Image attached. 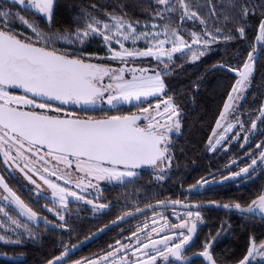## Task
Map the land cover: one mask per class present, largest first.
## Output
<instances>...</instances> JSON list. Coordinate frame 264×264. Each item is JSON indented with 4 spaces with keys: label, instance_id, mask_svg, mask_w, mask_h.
Masks as SVG:
<instances>
[{
    "label": "snow or ice",
    "instance_id": "6c2138e0",
    "mask_svg": "<svg viewBox=\"0 0 264 264\" xmlns=\"http://www.w3.org/2000/svg\"><path fill=\"white\" fill-rule=\"evenodd\" d=\"M13 2L19 5L25 4V0H13ZM156 2L164 7L154 13L153 19H163L164 12H174L177 8L182 9L181 21L198 18V13L191 10L186 0H176L175 4H172L171 0H156ZM27 3L38 13L45 15L49 22L51 21L55 0H27ZM227 4L230 8L236 7L234 0H227ZM90 7L95 8L96 6L91 5ZM257 7L258 5L245 0L240 5V18L247 19L249 15H254ZM209 11L212 16L216 15L215 7L210 8ZM12 15L10 9L0 4V156L7 169L18 170L37 188L40 185L29 173L38 176L52 190V196L56 198L55 202L66 208L69 197L88 204H93V201L87 200L85 195L64 185L75 183V187L85 193L88 189L99 190L98 184L93 181H123L125 177L136 176L135 170L141 166H157L165 160H170L169 137L166 133L172 131L173 128L179 131V121L177 119L171 124L161 125L157 118L166 116L167 120L171 121L174 116H178V110L171 97L163 101V112L160 111V103L155 105V115L151 114L150 106L140 109L139 114L112 115L100 119L90 116L80 118L73 114H66L64 106L95 107L97 104L106 103L115 108L121 103L139 102L142 98L162 94L165 89L162 76L170 70L163 58L166 57L171 61L174 53L182 52L184 48L189 50L192 48V45H189L183 36L179 35L177 27H172L169 23L163 26V32H137L136 25H139V21L134 23L114 12H104L106 19H101L92 13L81 12L84 18L83 26H78L71 31L46 33L31 22L23 21L21 17L20 19L34 33V37H29L13 31L9 26ZM261 15L264 16V12ZM229 19L225 16V21ZM200 23L205 24L206 21L200 19ZM144 27L157 29L160 26L156 23H145ZM236 32L241 38L245 37V27L239 26ZM162 34L164 39H160ZM219 34H221V29L216 28L215 34L207 31L203 35L192 32L190 36L193 45H198L203 41V44L207 46L215 42ZM95 36L101 37L108 48L107 57L82 56L79 53L62 52L55 48L57 41H64L69 46L82 45L89 37ZM233 38L231 34L224 36L226 41ZM138 40H145L147 47L143 50H130L124 45L125 41L135 44ZM256 40L264 42V19L259 21ZM113 43L119 46V50L112 46ZM166 44L171 45L170 49L165 47ZM202 55H204L203 52L198 54L193 52L192 59L197 60ZM137 57H155L161 64H164V67L156 71L126 66L112 68L102 63L90 62L93 58L111 59L127 65L130 59ZM253 61V52H249L242 68L230 69L239 78L228 95L220 119L216 122L217 128L221 126V120L226 117L232 107V102L238 98L234 94L240 93L248 86L249 78L254 70ZM137 72L140 74L137 75ZM126 73H131L130 79L126 78ZM9 89H21L24 94L14 95ZM54 102H59L60 106L53 107ZM260 113L257 119H264V107L260 109ZM232 127L233 125L230 124L225 131L231 130ZM255 128L256 122L253 121L252 129ZM215 132L214 128L213 135ZM222 139H224L223 136L212 143L210 137V148L215 149ZM260 147H264V144L257 145V148ZM259 160L264 162V152L260 153ZM256 164L257 159H253L251 165L231 173L230 176L223 177L220 182L235 180L248 174L250 170H255ZM71 170L82 176L73 181ZM57 180H63L64 185L57 183ZM202 183L209 184L216 183V181L203 180ZM200 186L201 182H197L192 187ZM0 188L7 193L2 199L11 200L28 220L38 218V213L17 195L2 174H0ZM168 203V201L158 202L160 205ZM170 203L187 209L202 207L199 204H183L179 200ZM212 204L226 209L232 208L241 213H255L257 209L264 213V191L247 206H242L238 202L223 205H216L212 202ZM93 207L94 210H99L108 205L99 204ZM148 207L153 206L148 205ZM136 211L142 210L138 208ZM0 213H3L8 222V228L3 229L5 235H0V241L20 243L19 239L11 240L7 237L8 231H15L17 228H24L32 235V230L26 223L9 216L3 207H0ZM56 215L61 221L64 220L63 215L58 212ZM130 215L132 213L128 212L117 219L123 220L125 216ZM177 219L181 222L169 225L165 220L164 224L157 229V221L153 218L147 243L140 241L137 236V232L149 229L147 223L143 228H138L137 232H133L132 238L137 239V245L133 249L135 259L125 258L131 245H122L118 240L116 241L118 247L114 248L110 245L109 251L96 259L75 260L73 264H110V262L111 264H158L160 259L167 262L173 257L176 260H187L183 251L193 240L197 231V222L201 220V213L199 211L193 213L189 210L185 218L177 215ZM45 223L50 222L45 219ZM2 224L3 221H0V226ZM58 226L65 227L66 225ZM168 227L172 230L171 234L160 236V233ZM153 234L160 238L151 239ZM75 247L76 245L71 246V248ZM210 247L211 242L205 243L204 250L198 255L203 257L208 264H223L211 254ZM121 249L124 250V254L121 253ZM69 251L70 248L67 245L63 246L61 254L48 260L46 264H62ZM257 255L264 257V242L257 247L255 239L252 238L246 255L236 264H250V258L254 259Z\"/></svg>",
    "mask_w": 264,
    "mask_h": 264
},
{
    "label": "trees",
    "instance_id": "16d2710c",
    "mask_svg": "<svg viewBox=\"0 0 264 264\" xmlns=\"http://www.w3.org/2000/svg\"><path fill=\"white\" fill-rule=\"evenodd\" d=\"M186 2L190 4L192 11L198 13L197 19L181 21L182 9L179 8L174 12H164L163 19H153L154 13L164 7L158 5L156 0H56L50 22L41 15L28 12L27 9L24 10L28 19L37 18L39 27L46 33L71 31L78 26H83L84 18L81 16V12L92 13L98 17H102L104 12H114L125 16L130 21L156 22L161 26L170 23L172 27L178 28L179 35L190 42L192 41L190 36L192 32L200 35L206 31L215 34L216 28L221 29L217 40L206 47L204 55L199 59L190 61L189 56L185 54L171 61L164 60L170 70L162 76L165 83L162 96L150 98L138 104L120 105L115 108L102 106L94 111H88V117L93 118L127 115L138 113L140 109L152 107L155 102L169 97L172 98L173 104L178 110L176 120L179 121V131L176 130L172 133L168 146V153L172 161L171 170L162 175L163 179L153 176L150 170H146L142 171L141 175L123 182L119 190L114 191L108 197L115 204L112 209L113 215L168 198L171 194L179 191L184 176L183 168L193 167L194 162L201 160L203 152L211 150L208 145L209 136L225 97L236 81V78L224 69L218 68L209 71L213 65L222 63L231 68L240 69L247 59L248 53L253 52L257 59L248 85L249 100L246 103L249 104V109L259 108L252 114V120L257 117L260 107H264V42L260 41V44L256 46L258 24L261 19H264V16L261 15L264 12V6H261L264 5V0H249L250 3H254L258 7L255 14L249 15L247 19H241L239 15L240 5L245 0H234L235 8H230L227 0H186ZM171 3L175 4L176 0H171ZM91 5L96 7L92 8ZM212 7H215V16H212L209 11ZM225 16L230 19L225 21ZM200 19L205 20L206 23H200ZM239 26L245 27L244 38H241L236 32ZM229 34L234 38L226 41L224 36ZM254 49L255 51H253ZM86 51L88 53H103V49H94L91 46ZM113 62L112 60H103L99 63L111 64ZM139 63H149L161 69L164 67V64L153 58L139 60ZM78 109L80 115L86 112L83 108ZM243 110H246L245 105ZM261 127L264 129V119L261 121ZM162 164V168H164L165 161ZM11 185L13 187L12 183ZM20 195L31 208L40 212L36 205L31 204L22 194ZM10 203L11 206L7 209L9 216L26 223L32 230V235L24 228H17L11 233L8 231L9 238L19 239L21 242L0 241V264H44L61 253L63 246L70 247L85 235L82 223L73 224L76 218L71 217L72 215H69L65 221L66 227L58 230L45 229V226L36 220H28L14 203ZM0 214L3 223L8 224L4 215ZM44 229L45 231H43ZM1 233L5 234L0 227ZM6 256L19 259L12 261L5 259Z\"/></svg>",
    "mask_w": 264,
    "mask_h": 264
},
{
    "label": "flooded vegetation",
    "instance_id": "af4514ba",
    "mask_svg": "<svg viewBox=\"0 0 264 264\" xmlns=\"http://www.w3.org/2000/svg\"><path fill=\"white\" fill-rule=\"evenodd\" d=\"M256 59L257 56L254 57V66ZM234 77L236 78V81L239 78L236 76ZM236 81L229 89L224 103L220 109V113L216 118L215 124L213 126V129H216L215 135H213L212 130V133L209 136V138H212V143H215L216 139L220 138L221 136H223L224 139L221 140L219 145H216L215 149H211L208 152H203V156L200 160L201 162L197 161L193 163V167L183 168L184 176L183 181L180 184L179 191L162 200H179L183 204L211 205H213L212 202H215L216 205L233 204L238 202L242 206H247L262 191H264V162L259 160L260 153L264 152V147L257 148V145L264 144V129L261 127V121L263 119H257L261 115L260 109L262 107H260L257 117L252 120V114L257 112L259 107H252L250 109L248 108L249 104L246 103V101L249 100L248 86L240 93L234 94L238 98L232 102V107L229 109L226 117L221 120V126L219 128L216 127V122L218 119H220V114L224 104L228 99V95L232 91L233 86L236 84ZM250 81L251 76L249 78L248 85ZM9 91H11L14 95H23V93H19L13 89H9ZM244 105L246 106V110H243ZM57 106L59 105L53 104V107ZM64 108L66 114H74L75 108L82 107L73 105L69 107L64 106ZM85 111L86 112H83L82 115L77 116L80 118L88 117V111ZM176 117L177 116H174L171 121L167 120L166 116L163 119H157L161 125H166L176 121ZM253 121L256 122L255 129H252ZM230 124L233 125L231 130L225 131V129L228 128ZM175 131L176 129L173 128L172 131L166 133L169 139L172 133ZM245 137H247V141H245ZM253 159H257V164L254 166V171L250 170L248 174H244L235 180H227L222 183L220 182L223 177L230 176L231 173L238 172L241 168L251 165ZM2 160L3 158L0 156V174L5 176L6 182L9 184V186L17 193V195L20 196L22 200L23 198L20 194L25 196L31 204L36 205L40 209V212H37L33 208L32 209L52 222L55 227H48L36 220L38 223L44 225L45 229L51 228L53 230H58L60 228H64L59 227L58 225L64 224L67 226L65 221L68 219L69 215H72L71 217L76 218V221L73 224L79 225L82 223L83 225V232L85 235L82 237V239L96 232L110 222L116 220L123 214L137 209L134 208L128 210L127 212L113 215L114 211L112 209L114 208L115 204L112 200H109L108 197L114 191L119 190V187H121L123 182L141 175L142 171L146 170H150L153 176L158 174V172L161 173L160 175H164L167 173V171L171 170L172 165L170 158V160H165L164 168L156 170L153 166L145 169H136V176L128 177L123 181H93L94 183L98 184L99 190L88 189L86 193L83 192V195L86 196V199L92 200L93 204H88L85 201L78 202L76 200H70L67 204V207L63 209L60 208L62 206H60L58 202H55L52 198L45 195V191H43L44 183L41 182L38 176L29 173V175H32L33 179L37 181V184L40 185L39 188L33 185L24 176V174L18 170L7 169V167L2 163ZM49 178L53 180L56 179L55 177ZM203 180H215L216 183L203 184ZM197 182H201V186L198 188H193L192 186L196 185ZM11 183L13 184V187ZM85 183H87V179H85ZM6 195L7 194L4 192V190L0 188V207H3L5 210L11 206V200L2 199V197ZM99 204H105L108 205V207L94 210L93 205ZM51 208L54 210L49 211ZM189 210L193 211V213H195V211H199L201 213V220L197 222V231L193 236V240L190 241L189 245L186 246L185 250L183 251V255L188 259L176 260V258L173 257L167 262L160 259L158 260V264H208V262L203 257L198 255V253L204 250V245L207 242H211L210 251L215 258H217L219 261H222L223 264H236L238 260L242 259L243 256L246 255L252 238L255 239L257 247H259V245L264 242V213H261L259 209H257L255 213H241L238 210L232 208L226 209L215 205L202 206L198 209H187L182 206L156 208L147 213L133 217L128 221L99 235L97 238L78 249V251L70 254L62 262V264H73V261L80 259H96L103 253L109 251L110 245L114 248L118 247L116 245V241L118 240L121 241L122 245H131V248H129L125 254V258L127 259L128 257H132L135 259L133 256V249H135L137 245V239L132 238L133 232H137L138 228H143L144 224L147 223L149 225V229H145L143 232H137L139 240L143 243H147L148 232L152 227L153 218L156 219V227L159 229L160 226L164 224L165 220L168 221L169 225L180 223L181 221L177 219V215H179L181 218H185V214ZM57 212L64 216L63 221H61L59 216L56 215ZM7 213L9 214L8 210ZM0 218L2 219L1 214ZM45 229L43 231H45ZM171 231L172 230L170 227L165 228V230L160 233V236L169 235L171 234ZM160 236L153 234L150 238L159 239ZM121 253L124 254L123 249H121ZM250 264H264V257L257 255L254 259L252 258L250 260Z\"/></svg>",
    "mask_w": 264,
    "mask_h": 264
},
{
    "label": "rangeland",
    "instance_id": "374dc122",
    "mask_svg": "<svg viewBox=\"0 0 264 264\" xmlns=\"http://www.w3.org/2000/svg\"><path fill=\"white\" fill-rule=\"evenodd\" d=\"M0 4H3V6L7 9H10L11 12H12V16L9 20V26L13 29V31L15 32H19V33H22L23 35L25 36H29V37H34V33H32L31 29L27 27V24L24 23L23 21H28V22H31L34 26H36L39 30H41V28L39 27L38 25V21L36 17L34 18H30L28 19L26 14L24 13V10L27 9V11H31L33 12L34 14L36 15H41L44 17V19L48 20V18L43 15V14H40L38 13L34 8L31 7V5H29L27 3V0H25V4L23 5H19L17 3H14L13 0H0ZM55 4H56V0H55ZM54 4V6H55ZM16 7V8H15ZM26 12V11H25ZM18 14V15H17ZM21 17H23V21L20 19ZM101 19H106V17L103 15L102 17H99ZM132 22H136V21H132ZM139 25H136L137 27V32H153V31H161L163 32V26L159 25L158 23L156 22H149V21H139ZM145 23H156L158 24L160 27L157 28V29H153L151 27H144ZM42 31V30H41ZM44 32V31H43ZM56 32H60V31H56ZM49 33H55V32H49ZM165 37L163 36V34L160 36V39H164ZM189 45H192V48L191 50L189 49H182V52H177V53H174L172 55V59L171 60H174L176 57L178 56H183V55H188L189 58H190V61H195L192 59V55H193V52H196L197 54L199 52H204V50L206 49V47L208 46H205L203 44V41H201L200 44L198 45H193V40L190 42V41H187L186 39H184ZM124 45L125 47L129 48L130 50L132 49H140V50H143L144 48L147 47V42L145 40H138L135 44H133L131 41H125L124 42ZM91 46L92 48L94 49H103V53H99V52H95V53H88L86 51V49ZM113 47H115L117 50H119V46L116 45L115 43H113L112 45ZM166 48H169L171 47L170 44H166L165 45ZM55 48L60 50V51H70V52H75V53H79L80 55L82 56H93V57H107L109 55V52H108V48L104 45L103 43V40L101 37L99 36H95V37H89L84 44H74V45H71L69 46L66 42L64 41H57L55 43ZM151 58L153 59H156L155 57H137L135 59H130L129 62L127 63V65H122L119 61H114L113 63L111 64H104V65H107V66H110L112 68H119V67H122V66H126L128 68H137V69H141V68H147V69H150V70H156V71H159L161 68L160 67H157V66H154L152 64H149V63H146V64H142V63H139V60H150ZM164 60H168L166 57L163 58ZM103 60H111V59H103ZM103 60H100V59H96V58H93L90 62L92 63H99L100 61H103ZM157 60V59H156ZM113 61V60H112ZM103 64V63H102ZM140 73L137 72V75H139ZM126 78H131V73H126ZM163 78V77H162ZM163 82H164V79H163ZM105 83H107V80H105ZM165 85V83H164ZM165 90V89H164ZM162 94H159L158 96H162ZM158 96H149V97H145V98H142L141 101H145V100H148L150 98H154V97H158ZM168 98H165V99H162L160 101H157L155 102V104L150 108V111H151V114H154L155 115V105L157 103H160L161 104V108H160V111L163 112V101L167 100ZM139 101V102H141ZM138 101H132L131 103H121L119 104L118 106L120 105H129V104H138L139 103ZM99 108L102 107V106H105V107H110L112 108L111 106L107 105L106 103H100L98 104ZM78 108H75V112L73 115H80L78 112H79V109L77 110ZM139 113V112H138ZM69 114V113H67ZM165 118L164 117H158V119H163ZM163 164L162 163H159L157 166H154L156 170L162 168ZM61 168H62V165H61ZM161 173L158 172V174H156L155 176L158 177L159 179H163V176L160 175ZM82 176V174H78L76 173L74 170H71V179L73 181L77 180L78 178H80ZM128 178V177H125L124 180ZM116 181V180H115ZM43 182V181H41ZM118 182V181H117ZM57 183H60L61 185H64V181L63 180H58ZM44 186V190L45 191V195L49 196L50 198H52L54 201L56 198H54L52 196V190L45 184H43ZM66 187H69L71 188V190L73 191H77V192H80L81 195H83V192H81L80 189H77L75 187V183H72V184H69V185H64ZM44 193V192H43ZM68 200H76L75 198L73 197H69ZM78 202H83L82 200H76ZM60 206H62L60 204ZM60 208H63L65 209L64 206L60 207ZM52 209V208H51ZM5 210V209H4ZM54 210V209H52ZM61 210V209H60ZM7 212V210H5ZM3 214V213H2ZM61 214V213H60ZM12 217V216H11ZM17 219V218H16ZM0 221H2V219L0 218ZM2 229H6L8 228V225L7 224H2V226H0ZM10 233L13 232V231H9ZM0 235H5L3 233H1ZM8 237V235H7ZM9 238V237H8ZM11 240H13L12 238H10ZM1 242H5V241H1Z\"/></svg>",
    "mask_w": 264,
    "mask_h": 264
},
{
    "label": "water",
    "instance_id": "95a60500",
    "mask_svg": "<svg viewBox=\"0 0 264 264\" xmlns=\"http://www.w3.org/2000/svg\"><path fill=\"white\" fill-rule=\"evenodd\" d=\"M259 44H260V41L256 40V46H258ZM221 65H222V66H221ZM253 66H254V65H253ZM218 68L224 69V70L228 71L229 73H231L232 75L238 77V75H237L235 72H233V71L230 70V69H232L231 67L226 66V65H224V64H222V63H218V64L213 65V66L209 69V71H212V70H215V69H218ZM13 90L18 91V92H20V93H23V90H21V89H13ZM23 94H24V93H23ZM226 101H227V100H226ZM54 104L59 105V102H54ZM59 106H60V105H59ZM65 106H68V107H69V106H73V105H65ZM78 106H81L83 109H85V110H87V111H94V110L98 109V107H99L98 104H97L95 107H92V106H83V105H78ZM223 110H224V107H223L222 111H223ZM132 114H133V113H132ZM136 114H139V113H136ZM127 115H129V114H127ZM96 119H100V118H96ZM149 167H153V166L145 165V166H141V167H139V168H137V169H145V168H149ZM189 189H193V188H189ZM5 193H6V192H5ZM6 194H7V193H6ZM160 201H168V200H160ZM158 202H159V201H156V202H153V203L147 204V205H145V206L139 207V209H141L142 211H139V212H138V211H136V209H135V210H133V211L130 212V213H132V215H130V216H125V218H124L123 220H118V219H116V220H114L115 223H113L114 221H112V222H110L109 224L105 225V226H107V227L103 226L102 228H100V229L97 230L96 232L90 234V235L87 236L86 238L81 239V240L78 241L77 243L73 244V245H76L75 248H71V246L69 247V248H70V251H69L68 256H69L70 254H72V253L78 251V249L82 248L84 245H86L87 243H89V242L92 241L93 239L97 238L99 235H101V234L107 232L108 230L112 229L113 227H116V226H118V225H120V224H122V223L128 221L129 219H131V218H133V217H136V216H139V215H141V214L147 213V212L152 211V210H154V209H156V208L180 207V206H181V205H172V204L170 203L171 201H168L169 203H168L167 205H160V204H158ZM148 205H152L153 207H148ZM189 205H197V204H189ZM199 205H202V206H214V205H211V204H199ZM137 209H138V208H137ZM33 211H34V210H33ZM123 215H124V214H123ZM45 219H46L45 217H43V216H41L40 214H38V218H37L36 220L39 221L40 223H42V224L48 226V227H52V228L55 227V225H54L52 222H50L48 219H46V220L49 221L50 223H45ZM101 229H103V231H101ZM60 254H61V253H60ZM60 254H58V255H60ZM58 255H57V256H58ZM68 256H67V257H68ZM67 257H65V259H66ZM5 259L12 260V261H17L19 258H18V257H12V256H6ZM52 259H53V258H52ZM65 259H64V260H65ZM251 259H252V258H250V260H251ZM64 260H63V261H64ZM63 261H62V262H63ZM44 264H46V262H45Z\"/></svg>",
    "mask_w": 264,
    "mask_h": 264
}]
</instances>
